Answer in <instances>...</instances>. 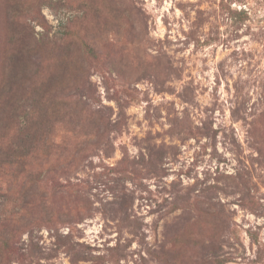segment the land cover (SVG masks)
I'll return each instance as SVG.
<instances>
[{
  "label": "rangeland",
  "instance_id": "1",
  "mask_svg": "<svg viewBox=\"0 0 264 264\" xmlns=\"http://www.w3.org/2000/svg\"><path fill=\"white\" fill-rule=\"evenodd\" d=\"M0 264H264V0H0Z\"/></svg>",
  "mask_w": 264,
  "mask_h": 264
}]
</instances>
